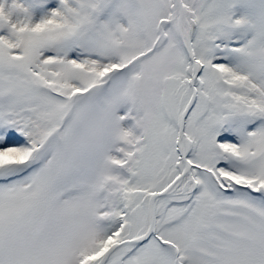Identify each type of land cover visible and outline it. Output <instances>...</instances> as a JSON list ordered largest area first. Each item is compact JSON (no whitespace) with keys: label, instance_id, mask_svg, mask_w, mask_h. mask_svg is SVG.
<instances>
[{"label":"snow or ice","instance_id":"1","mask_svg":"<svg viewBox=\"0 0 264 264\" xmlns=\"http://www.w3.org/2000/svg\"><path fill=\"white\" fill-rule=\"evenodd\" d=\"M0 264H264V0H0Z\"/></svg>","mask_w":264,"mask_h":264}]
</instances>
